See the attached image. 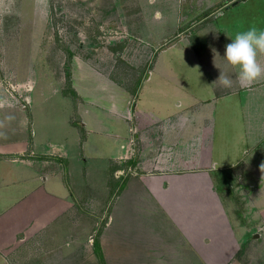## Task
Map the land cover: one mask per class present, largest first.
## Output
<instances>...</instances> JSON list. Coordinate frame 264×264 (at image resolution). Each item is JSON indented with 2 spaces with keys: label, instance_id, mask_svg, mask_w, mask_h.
I'll return each mask as SVG.
<instances>
[{
  "label": "rangeland",
  "instance_id": "rangeland-1",
  "mask_svg": "<svg viewBox=\"0 0 264 264\" xmlns=\"http://www.w3.org/2000/svg\"><path fill=\"white\" fill-rule=\"evenodd\" d=\"M253 24L264 28V0H0L1 79L20 105L30 95L31 131L44 150L61 144L71 128L80 132L81 146L68 155L63 173L90 204L87 199L105 188L111 194L131 176L139 112L164 119L178 102L200 98L193 114L180 118L206 124L214 168L220 166L211 189L236 244L225 264H264V83L218 100L210 89L220 70L234 76L225 46ZM189 25L195 27L186 30ZM122 142L131 151L113 159ZM18 168H0V214L32 188L34 177L17 178ZM4 180L10 183L3 186ZM87 210L85 218L93 220L98 211ZM105 219L98 218L95 231ZM22 250L11 262L23 259Z\"/></svg>",
  "mask_w": 264,
  "mask_h": 264
},
{
  "label": "crops",
  "instance_id": "crops-1",
  "mask_svg": "<svg viewBox=\"0 0 264 264\" xmlns=\"http://www.w3.org/2000/svg\"><path fill=\"white\" fill-rule=\"evenodd\" d=\"M2 72L0 57V168L17 165L16 174L21 175L17 178L34 179L29 182L32 188L0 214V264L226 263L236 244L227 234L224 208L211 189L213 170L220 166L214 168L211 144L206 143V124L180 118L184 112L193 114L189 111L196 108L200 98H190L187 105L178 102L164 119L139 112L136 139L140 150L129 158L128 163L135 164L131 176L123 178L122 188L121 183L111 194V189L105 188L107 198L101 194L87 199L90 204L83 202L82 194H76L81 192L80 187L76 186L77 191L63 173L68 155L77 154L75 150L81 146L80 132L71 128V132L60 135L61 144H50L44 150L31 131L33 123L27 114L30 95L27 103L20 105L4 87ZM233 75L231 89L212 85L210 89L218 94L215 100L253 93L257 83L242 87ZM73 92L74 98L67 95L76 101L78 95ZM258 97L257 93L251 95ZM62 98L69 99L65 94ZM255 108L259 109L258 105ZM199 113L204 119V112ZM121 115L119 110L117 116ZM129 131L133 132L131 126ZM119 149L113 159H125L123 154L131 151V145L122 142ZM38 150H44L43 154ZM82 157L79 154V159ZM9 183L4 180L2 185ZM26 185L29 186L26 183L21 188H28ZM87 209L98 211L92 215L93 220L85 218ZM105 216L103 226L96 232L98 218ZM19 248L24 249L20 252L23 259L11 262Z\"/></svg>",
  "mask_w": 264,
  "mask_h": 264
},
{
  "label": "clouds",
  "instance_id": "clouds-1",
  "mask_svg": "<svg viewBox=\"0 0 264 264\" xmlns=\"http://www.w3.org/2000/svg\"><path fill=\"white\" fill-rule=\"evenodd\" d=\"M231 41L225 46L223 58L234 70L236 81L242 87H250L264 80V28L253 24L247 30L237 32ZM214 83L222 88L231 89L233 78L220 70ZM260 168L264 172V164H261Z\"/></svg>",
  "mask_w": 264,
  "mask_h": 264
},
{
  "label": "trees",
  "instance_id": "trees-1",
  "mask_svg": "<svg viewBox=\"0 0 264 264\" xmlns=\"http://www.w3.org/2000/svg\"><path fill=\"white\" fill-rule=\"evenodd\" d=\"M191 25H189L188 27H187V29L186 30H189L191 27H190ZM72 96H73V98L76 96L75 95V93L71 90L70 92H69ZM81 130H83V129H81ZM39 159H42V160H48V159H50V158H46V157H40ZM55 161H60V160H58V159H55ZM124 180L125 179H123V181H122V184H121V186H120V188H122V186L124 185ZM98 245L96 244V254L99 256V258H100V250H99V248L97 247Z\"/></svg>",
  "mask_w": 264,
  "mask_h": 264
},
{
  "label": "built area",
  "instance_id": "built-area-1",
  "mask_svg": "<svg viewBox=\"0 0 264 264\" xmlns=\"http://www.w3.org/2000/svg\"><path fill=\"white\" fill-rule=\"evenodd\" d=\"M11 89H12V90H14V88H13V87H11Z\"/></svg>",
  "mask_w": 264,
  "mask_h": 264
}]
</instances>
